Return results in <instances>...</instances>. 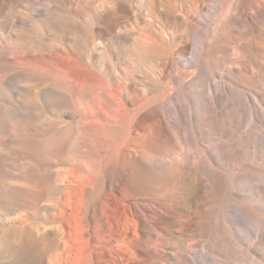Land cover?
<instances>
[{
	"label": "bare ground",
	"instance_id": "6f19581e",
	"mask_svg": "<svg viewBox=\"0 0 264 264\" xmlns=\"http://www.w3.org/2000/svg\"><path fill=\"white\" fill-rule=\"evenodd\" d=\"M0 264H264V0H0Z\"/></svg>",
	"mask_w": 264,
	"mask_h": 264
},
{
	"label": "rangeland",
	"instance_id": "374dc122",
	"mask_svg": "<svg viewBox=\"0 0 264 264\" xmlns=\"http://www.w3.org/2000/svg\"><path fill=\"white\" fill-rule=\"evenodd\" d=\"M183 189H184V190H183ZM187 191H188L187 188H180L178 192H179L180 194H185V193H187Z\"/></svg>",
	"mask_w": 264,
	"mask_h": 264
}]
</instances>
